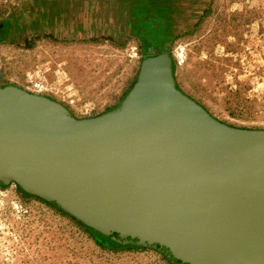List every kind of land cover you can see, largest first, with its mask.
<instances>
[{
    "label": "water",
    "instance_id": "95a60500",
    "mask_svg": "<svg viewBox=\"0 0 264 264\" xmlns=\"http://www.w3.org/2000/svg\"><path fill=\"white\" fill-rule=\"evenodd\" d=\"M0 180L172 264H264V129L183 92L168 52L144 56L133 88L95 117L0 86Z\"/></svg>",
    "mask_w": 264,
    "mask_h": 264
},
{
    "label": "rangeland",
    "instance_id": "374dc122",
    "mask_svg": "<svg viewBox=\"0 0 264 264\" xmlns=\"http://www.w3.org/2000/svg\"><path fill=\"white\" fill-rule=\"evenodd\" d=\"M125 1L59 0L32 10L26 0H0V20L14 23L0 41V86L59 101L77 118L118 105L145 54ZM186 6L173 17L178 87L229 125L264 129V0ZM39 198L0 180V264H172L156 249L116 244Z\"/></svg>",
    "mask_w": 264,
    "mask_h": 264
},
{
    "label": "flooded vegetation",
    "instance_id": "af4514ba",
    "mask_svg": "<svg viewBox=\"0 0 264 264\" xmlns=\"http://www.w3.org/2000/svg\"><path fill=\"white\" fill-rule=\"evenodd\" d=\"M48 1L54 0H26V4L32 10L37 6L44 9ZM128 3L129 14L145 51L143 56H155L162 52L170 54L175 34L173 17L179 18L186 12V0H130ZM13 27L12 19L0 20V41L12 35Z\"/></svg>",
    "mask_w": 264,
    "mask_h": 264
},
{
    "label": "trees",
    "instance_id": "16d2710c",
    "mask_svg": "<svg viewBox=\"0 0 264 264\" xmlns=\"http://www.w3.org/2000/svg\"><path fill=\"white\" fill-rule=\"evenodd\" d=\"M174 67V66H173ZM39 199H41V198H39ZM43 201H45V200H43ZM45 202H47V201H45ZM49 205H52L50 202H47ZM62 211V210H61ZM66 214V213H65ZM68 215V214H67ZM90 228H92V227H90ZM92 229H94V228H92ZM94 230H96V229H94ZM97 232H99L101 235H103L104 237H106L107 239H110V240H112L111 238H109L108 236H106V235H104L103 233H101L100 231H98V230H96ZM114 243H116V244H119V243H117V242H115L114 240H112ZM126 246H129V247H138V246H132V245H125V246H123V247H126Z\"/></svg>",
    "mask_w": 264,
    "mask_h": 264
},
{
    "label": "crops",
    "instance_id": "0c3cea01",
    "mask_svg": "<svg viewBox=\"0 0 264 264\" xmlns=\"http://www.w3.org/2000/svg\"><path fill=\"white\" fill-rule=\"evenodd\" d=\"M126 1H130V0H126ZM126 1H125V2H126ZM57 2H59V0H57V1H56V0H54V1H48L49 4H57ZM182 19H183V18H182Z\"/></svg>",
    "mask_w": 264,
    "mask_h": 264
}]
</instances>
